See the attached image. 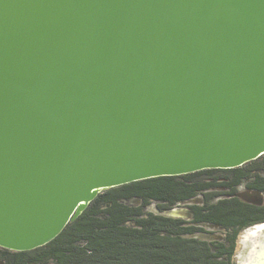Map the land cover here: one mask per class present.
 <instances>
[{"label":"water","instance_id":"obj_1","mask_svg":"<svg viewBox=\"0 0 264 264\" xmlns=\"http://www.w3.org/2000/svg\"><path fill=\"white\" fill-rule=\"evenodd\" d=\"M263 156L264 0H0L1 248L46 246L106 190Z\"/></svg>","mask_w":264,"mask_h":264},{"label":"trees","instance_id":"obj_2","mask_svg":"<svg viewBox=\"0 0 264 264\" xmlns=\"http://www.w3.org/2000/svg\"><path fill=\"white\" fill-rule=\"evenodd\" d=\"M264 194V156L241 168L159 177L106 190L44 247L13 252L0 247L4 264H234L241 233L264 223V205L239 196ZM188 207L189 219L168 216ZM155 206L158 214L148 212ZM205 226L223 240L199 238Z\"/></svg>","mask_w":264,"mask_h":264},{"label":"rangeland","instance_id":"obj_3","mask_svg":"<svg viewBox=\"0 0 264 264\" xmlns=\"http://www.w3.org/2000/svg\"><path fill=\"white\" fill-rule=\"evenodd\" d=\"M242 190H244L242 188ZM201 199L198 198L189 203L177 207L172 212L167 213L168 216L182 219H189L188 207L192 204H200ZM148 212L158 214L155 206L148 209ZM208 234L199 235L198 237L209 241H221L224 238V231L222 229L205 226ZM258 227H252L243 231L239 237L236 254L234 256V264H258L259 256L264 253V229L257 230Z\"/></svg>","mask_w":264,"mask_h":264},{"label":"flooded vegetation","instance_id":"obj_4","mask_svg":"<svg viewBox=\"0 0 264 264\" xmlns=\"http://www.w3.org/2000/svg\"><path fill=\"white\" fill-rule=\"evenodd\" d=\"M262 158V157H261ZM242 188L244 190H242ZM260 194V199L258 201H252L250 200V198L248 197L249 194ZM239 196L244 199L245 201H247L248 203H251L253 205H256V206H263L264 205V194L260 191H254V190H248L246 189L245 187H241L240 188V193H239ZM264 226V223H261V224H258V225H255L253 227H263ZM213 227V226H212ZM252 228V227H251ZM264 229V228H263ZM237 245H238V242H237Z\"/></svg>","mask_w":264,"mask_h":264},{"label":"bare ground","instance_id":"obj_5","mask_svg":"<svg viewBox=\"0 0 264 264\" xmlns=\"http://www.w3.org/2000/svg\"><path fill=\"white\" fill-rule=\"evenodd\" d=\"M248 197L250 198V200L252 201H258L260 199V194L256 193V194H249ZM263 227H258L257 230H261L263 229ZM258 264H264V253H262V256L260 257L259 256V259H258Z\"/></svg>","mask_w":264,"mask_h":264}]
</instances>
